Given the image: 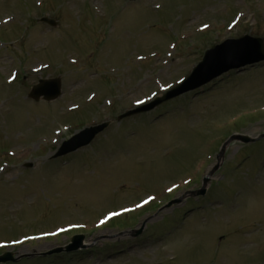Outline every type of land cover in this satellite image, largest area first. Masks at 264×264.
Returning <instances> with one entry per match:
<instances>
[{"label": "rangeland", "instance_id": "obj_1", "mask_svg": "<svg viewBox=\"0 0 264 264\" xmlns=\"http://www.w3.org/2000/svg\"><path fill=\"white\" fill-rule=\"evenodd\" d=\"M38 14L56 27L36 24ZM243 35L264 40V0H0V242L44 236L0 254L33 256L15 264H264V141L230 144L206 197L189 193L230 135L264 134V63L210 93L116 120L184 77L206 49ZM37 64L50 67L33 74ZM11 69L20 73L13 84ZM54 77L61 97L27 98L38 79ZM104 121L89 146L48 160L75 128ZM21 150L29 153L16 157ZM142 223L138 237L126 234ZM75 224L84 230L67 234ZM77 234L88 250L38 257Z\"/></svg>", "mask_w": 264, "mask_h": 264}, {"label": "water", "instance_id": "obj_2", "mask_svg": "<svg viewBox=\"0 0 264 264\" xmlns=\"http://www.w3.org/2000/svg\"><path fill=\"white\" fill-rule=\"evenodd\" d=\"M51 25H53L52 22H50ZM227 44V45H226ZM223 46L216 47L212 49L211 51L207 52L205 54V57L198 65V67L193 71L192 75L185 80L178 88L174 89L170 93H168L165 97H163L160 100H157L155 103L148 107H144L139 109L136 112H144L151 110L154 106L160 104L161 102H164L166 100H169L175 96H178L180 94L186 93L188 91H191L195 88H198L212 79L218 77L222 73L229 70L230 66L232 64L230 63V59L232 58V54L234 52V49L239 50L242 54H248L249 52H254V55L248 57L244 60L245 64H252L256 62H260L264 60V51H263V42L261 40H254L248 37L242 38L236 42L226 43ZM229 52V55L227 56V53ZM243 63V65H245ZM242 65V66H243ZM60 94V84L58 80L55 81H43L40 82L38 86H35L30 94L29 97L35 101H38L41 96L44 97V100L49 101L52 99H55ZM135 112V113H136ZM130 114H127L128 116ZM106 125L93 128L90 130H87L85 133H82L78 137H75L74 139L68 141L67 146L68 149H66L61 154L58 153L57 156H61L66 153L74 152L75 150L88 145L92 139L100 133ZM236 140H239L241 143H249L251 140L248 137H235ZM228 144V143H227ZM208 180L206 179L204 181V184H206ZM201 193H204V190L201 191ZM83 237H75L72 239V246L67 249V251H75L84 248L82 245ZM9 261L16 262V260H13L12 255L7 253L2 256H0V263H6Z\"/></svg>", "mask_w": 264, "mask_h": 264}, {"label": "snow or ice", "instance_id": "obj_3", "mask_svg": "<svg viewBox=\"0 0 264 264\" xmlns=\"http://www.w3.org/2000/svg\"><path fill=\"white\" fill-rule=\"evenodd\" d=\"M205 27H207V25H205ZM101 223H103V221ZM62 231H63V229H62Z\"/></svg>", "mask_w": 264, "mask_h": 264}]
</instances>
